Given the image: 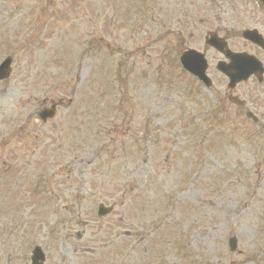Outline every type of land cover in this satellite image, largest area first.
Segmentation results:
<instances>
[{"label": "rangeland", "instance_id": "374dc122", "mask_svg": "<svg viewBox=\"0 0 264 264\" xmlns=\"http://www.w3.org/2000/svg\"><path fill=\"white\" fill-rule=\"evenodd\" d=\"M139 3L0 0V62L12 57L0 160L7 143L17 161L11 176L0 167V217L28 222L31 247L76 219L110 264H264V132L212 125L210 90L173 67L171 49L158 61L166 15ZM99 204L112 214L96 217Z\"/></svg>", "mask_w": 264, "mask_h": 264}, {"label": "flooded vegetation", "instance_id": "af4514ba", "mask_svg": "<svg viewBox=\"0 0 264 264\" xmlns=\"http://www.w3.org/2000/svg\"><path fill=\"white\" fill-rule=\"evenodd\" d=\"M147 2L150 8L166 15L159 29L166 31V35L173 41L171 47L175 53L172 57L176 58L181 53L192 50L199 53L205 61V75L210 81L209 94L212 100L214 99L215 112L226 121L233 122V126L237 125V122L251 123L254 126V135H258L257 129L264 132V0H147ZM157 24L156 18L153 17L154 28ZM193 45L200 48L196 50L192 48ZM218 64L229 70L244 71L248 78L246 81L231 83L227 76L218 70ZM235 78L233 76L232 80ZM192 79L204 88L202 83L193 77ZM6 81L0 84L7 85ZM222 84L225 85L222 91L214 94L213 89ZM4 145L11 159L6 163V160H0V167L4 168L5 172L10 170L7 174L11 176L14 174L11 167L17 161L12 162L13 152L9 151L7 143ZM0 158L2 159L1 156ZM60 219L54 223H58L56 225H60L62 230L56 232L52 230L56 233L53 236L54 244L51 242L52 239L46 238L50 229L33 241L31 247L32 235L28 222L20 225L14 220L15 227L20 226L21 229L19 227L11 229L13 222L10 217H6V220L0 217V254H5L3 260L0 258V264H31V255L35 248L40 249V259L36 264L79 262L110 264L109 252L99 251V254L95 255V249L91 247L92 232L88 229L79 231L76 219L71 217ZM43 227L44 225L39 226L36 234H39ZM52 232L48 237H52ZM13 236L17 237V244L10 243L9 240ZM120 262L119 256L114 264Z\"/></svg>", "mask_w": 264, "mask_h": 264}, {"label": "water", "instance_id": "95a60500", "mask_svg": "<svg viewBox=\"0 0 264 264\" xmlns=\"http://www.w3.org/2000/svg\"><path fill=\"white\" fill-rule=\"evenodd\" d=\"M197 56L198 55H196L194 53H187V54L183 55L180 59L181 65H182L183 69H185L186 71H188L192 75L196 76L201 81H206L205 77L203 75V72H204V67L202 66L203 61H201L199 59L200 57H197ZM8 68H9V61L5 62L0 69V71L3 72L2 73L3 76H7ZM226 73H229L228 75H230V72L227 71ZM52 115H53V108H52V112L49 114V117Z\"/></svg>", "mask_w": 264, "mask_h": 264}]
</instances>
